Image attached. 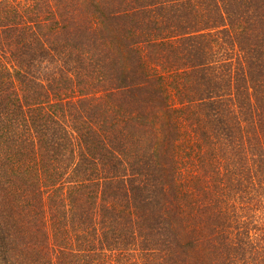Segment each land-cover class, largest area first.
I'll list each match as a JSON object with an SVG mask.
<instances>
[{
  "label": "trees",
  "instance_id": "1",
  "mask_svg": "<svg viewBox=\"0 0 264 264\" xmlns=\"http://www.w3.org/2000/svg\"><path fill=\"white\" fill-rule=\"evenodd\" d=\"M0 264H264V0H0Z\"/></svg>",
  "mask_w": 264,
  "mask_h": 264
}]
</instances>
